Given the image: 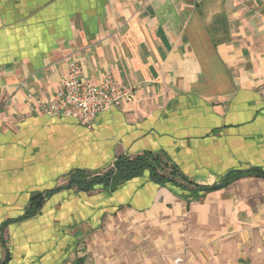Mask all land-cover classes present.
Listing matches in <instances>:
<instances>
[{"label":"crops","instance_id":"0c3cea01","mask_svg":"<svg viewBox=\"0 0 264 264\" xmlns=\"http://www.w3.org/2000/svg\"><path fill=\"white\" fill-rule=\"evenodd\" d=\"M72 58L82 79L130 93L91 130L38 108ZM146 153L190 189L264 171V0H0V264H216L264 247L263 178L192 195L148 172L68 186Z\"/></svg>","mask_w":264,"mask_h":264},{"label":"trees","instance_id":"16d2710c","mask_svg":"<svg viewBox=\"0 0 264 264\" xmlns=\"http://www.w3.org/2000/svg\"><path fill=\"white\" fill-rule=\"evenodd\" d=\"M171 171L167 174L165 170ZM148 172L150 178L160 186H175L183 191L202 192L203 194L210 193L219 189L220 187L227 186L239 179L246 177H259L264 179V171L260 168L248 169L243 171H232L228 174L227 178L223 181L221 186L213 187H194L190 189L189 186L193 185L187 182L184 177L180 175L178 168L174 165H169L160 155L146 153L137 157H120L112 166L101 172L96 171H74L68 177V186L77 187L84 192H90L98 187L111 190L117 189L121 184L131 181L135 178L142 176ZM179 178V179H178ZM182 180L186 182L185 185ZM47 195L37 194L32 197L29 208L27 209L22 220L30 219L40 213L42 204ZM9 256L3 261L6 264Z\"/></svg>","mask_w":264,"mask_h":264},{"label":"built area","instance_id":"2783aa9c","mask_svg":"<svg viewBox=\"0 0 264 264\" xmlns=\"http://www.w3.org/2000/svg\"><path fill=\"white\" fill-rule=\"evenodd\" d=\"M81 66L72 58L68 76L61 81L60 90L47 101L37 100L39 110L50 117L72 118L91 130L98 115L110 108L118 107L130 93L120 89L112 76H106L100 84L94 85L82 79ZM177 259V263H182Z\"/></svg>","mask_w":264,"mask_h":264},{"label":"rangeland","instance_id":"374dc122","mask_svg":"<svg viewBox=\"0 0 264 264\" xmlns=\"http://www.w3.org/2000/svg\"><path fill=\"white\" fill-rule=\"evenodd\" d=\"M165 171L167 174L171 173L170 169H167ZM257 248L258 247L255 246L254 241L250 240L247 243L240 245L238 250L235 248L234 250L232 249L229 254L225 253L222 259H219L218 257L219 255L222 256V254L218 253V255H216V264H264V259H260V257H257V255H262V253L264 252V247H261L259 249ZM176 260H174L173 264H179L176 263ZM182 261L183 262L180 264H187L186 260L182 259ZM204 264H207V260L206 263L204 262Z\"/></svg>","mask_w":264,"mask_h":264}]
</instances>
